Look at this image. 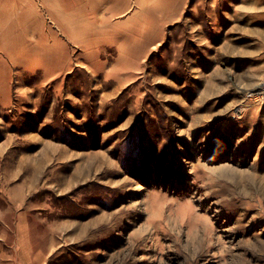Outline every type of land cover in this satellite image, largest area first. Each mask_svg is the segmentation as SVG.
<instances>
[{"label": "rangeland", "instance_id": "obj_1", "mask_svg": "<svg viewBox=\"0 0 264 264\" xmlns=\"http://www.w3.org/2000/svg\"><path fill=\"white\" fill-rule=\"evenodd\" d=\"M26 1L0 8L3 259L264 264V13Z\"/></svg>", "mask_w": 264, "mask_h": 264}, {"label": "crops", "instance_id": "obj_2", "mask_svg": "<svg viewBox=\"0 0 264 264\" xmlns=\"http://www.w3.org/2000/svg\"><path fill=\"white\" fill-rule=\"evenodd\" d=\"M42 5L44 7H51L52 2L51 0H40ZM27 2L26 0H14V3L16 7L19 10V7L23 6V3ZM156 4H149V0H60V3L58 4L62 8V14H73L76 13V22L77 23H84V21L81 20L82 15H87L88 13H96V14H109L111 17L116 18L118 16H130L132 13H134L136 10H138L139 7H141L142 12L141 15L147 14V12H144L143 6L150 5L153 8L157 10V14L164 13L166 8L173 9L176 12H181L183 8L188 6L189 0H156ZM244 2V3H243ZM242 4L239 6L238 12L242 15L245 14L248 10L251 12L260 14L261 12L264 13V0H244ZM4 0H0V8L4 7ZM39 5V4H38ZM136 5V6H135ZM141 5V6H140ZM19 12V11H18ZM24 11L21 10L19 13H23ZM85 17V16H83ZM86 18V17H85ZM146 19V18H145ZM142 17H135V20L133 18L128 19V17L121 19L124 23H129L130 28L128 30H134L135 27H133V23L139 24L137 25L136 29H144V20ZM85 20V19H84ZM104 23L107 21L104 19H100ZM117 22V21H116ZM118 23V22H117ZM132 26V27H131ZM262 28L259 30L261 31ZM253 35H256V33H252ZM262 38L258 35V41L261 40L264 43V29L261 32ZM128 39V37L126 38ZM8 190V189H7ZM9 190L11 192H8V198H11L13 201L16 198L15 191L20 190V188L16 187H10ZM8 190V191H9ZM3 192V191H2ZM11 203H8V206L5 207L3 210V214H9L11 212L10 208ZM19 235V234H18ZM4 233L0 230V249L1 245L4 240ZM20 236V235H19ZM13 259H10L9 257L7 260L3 259L2 252H0V264H16L17 262L12 261Z\"/></svg>", "mask_w": 264, "mask_h": 264}, {"label": "bare ground", "instance_id": "obj_3", "mask_svg": "<svg viewBox=\"0 0 264 264\" xmlns=\"http://www.w3.org/2000/svg\"><path fill=\"white\" fill-rule=\"evenodd\" d=\"M248 91L251 92L252 96L259 97V100L264 99V82H258L253 84L248 88Z\"/></svg>", "mask_w": 264, "mask_h": 264}]
</instances>
